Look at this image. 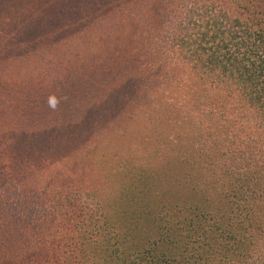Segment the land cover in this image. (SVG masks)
<instances>
[{"label":"trees","instance_id":"trees-1","mask_svg":"<svg viewBox=\"0 0 264 264\" xmlns=\"http://www.w3.org/2000/svg\"><path fill=\"white\" fill-rule=\"evenodd\" d=\"M57 1L3 18L38 58L0 68V264H264V0H84L65 36ZM61 40L110 57L72 80L76 104L48 70ZM80 118L86 158L117 170L76 191L61 173L51 196L27 143Z\"/></svg>","mask_w":264,"mask_h":264},{"label":"rangeland","instance_id":"rangeland-1","mask_svg":"<svg viewBox=\"0 0 264 264\" xmlns=\"http://www.w3.org/2000/svg\"><path fill=\"white\" fill-rule=\"evenodd\" d=\"M36 1L38 4L45 2L48 5L52 3L51 4L52 8H57V6H60L59 5L60 1L57 0H53L54 2H50V0H36ZM26 2L27 0H0V68H2V66L3 68L10 67L8 65L9 61L13 60L14 58H18L20 61H24L28 58H38L35 48L32 49L30 54L29 53L30 46L27 45L22 40H20L19 37H14L13 32L9 29V27L6 28L7 25L2 24L4 17L5 20L18 18L17 7H20L22 5L27 6ZM62 3L63 1L61 2V6ZM115 3L118 4L117 0H115ZM125 3L131 6L132 8H134L132 3L131 5L130 2H125ZM82 5H84V0H80V2H78L77 0H72L70 4L68 3V0H64V36L66 34L72 33L71 32V30L73 29L72 24L74 25L73 20L71 18V15L73 14L72 12L75 11L74 9L76 10L80 9ZM89 6L93 7L92 4H89ZM117 8L118 5L116 7V10ZM29 11L34 12L32 8ZM28 12L25 14V12H22L20 9L19 15L21 22H23V19L27 21L29 20ZM69 21H72V24H68L70 23ZM75 26L79 27V23L75 24ZM4 35H7V37H5ZM126 42L129 43V40H126ZM123 45L126 44H124L123 42ZM62 46H63V40L59 41L55 45V47H53V50H50L51 46L47 45L48 50L46 49V53L49 56L53 57V55L54 56L57 55L60 56L61 58H64V63H62L60 67L58 63H55L48 70L52 71L53 68L58 72L61 70L62 74H64V85H65L64 97H67L66 94H69L73 99V103L76 104L77 99L72 94L70 89L72 80L74 82H81L82 74L84 76H90L89 74L90 71L87 68L89 69L91 68V70L95 72V67L90 66L93 65L92 58H96V57L110 58V57H107L105 54L102 55V53L100 52L99 55L98 52H96V57H95V54H93L92 52H90V54H87L86 52L81 51V48L73 49L70 52V50L67 47L64 46L63 49ZM62 51H64V54L61 53ZM48 60H49L48 62V66H49L50 58H48ZM11 67L13 69L16 68V66H11ZM56 77L60 79L58 76L53 75L54 79ZM79 77H81V81H79L78 79ZM89 80H90L89 89H91L92 87L95 86V82L91 77ZM2 84H3V80H0V93L2 90ZM20 88L21 86L16 83V89L19 90ZM58 90H61L63 92L62 89H58ZM50 93L51 95H49L45 100L48 101L47 103L48 105H53L54 107L57 105H61L62 107H65L67 105V103L64 102V97H62L61 100L57 96H55L53 90H51ZM30 97L32 96L28 97L27 102L28 101H30L29 103L34 102L35 101L33 100L34 98L31 99ZM67 99L68 98H66V101ZM16 106L19 107V104H16ZM0 111L2 113H5V115H7V117L9 118L8 120L7 117H5V119L8 120L7 122H9V125H11V123L16 122V119L13 116L12 112L9 111L8 106H5V104L2 102H1ZM44 126L47 127L50 125L47 124ZM238 128L241 127L239 126ZM234 132H236V130ZM42 135L43 132L41 131L40 134H36V136L32 137L33 142L31 144L27 143V147H31L33 149L35 148L34 155L39 156L37 157V159H35V161L39 164H35L33 166V169L37 171L36 175H39V179L42 180V184H44V186L48 190L47 193L49 195L54 196L59 194V193L51 192L59 189L58 187H51V186H53L54 184L58 185V183L55 181V177L59 176L61 173L64 176V179L67 178V179L76 180V183L75 184L72 183V186H70L74 191L83 189V186H80V184H85L88 187L91 186L95 187L97 186L95 185L96 183L101 184L104 181V179H106V177L103 176L105 174L100 172L101 168H98L100 163H98L95 159L90 160L86 158L88 154L87 151L84 150L85 148L83 141H86V137L89 136V134L86 131L85 122H82L81 118H80V123L75 127H71L70 130L64 128V134H53L48 138H41ZM82 138H84L83 141ZM90 151H92V149H90L89 152ZM176 153H178L177 150L169 151V152L165 151L162 158L168 159L170 164V162L175 161V159H173L172 156H174ZM100 167H102V169H104L105 172L107 170H110V172H114L113 169H116V167L115 168L113 166L111 167L109 164L106 163L100 164ZM119 172H123V171H119ZM123 177H125V174ZM80 180L83 181L78 184V181ZM169 198L170 197H168V199ZM65 223H68L66 219L64 220V231L66 227Z\"/></svg>","mask_w":264,"mask_h":264}]
</instances>
